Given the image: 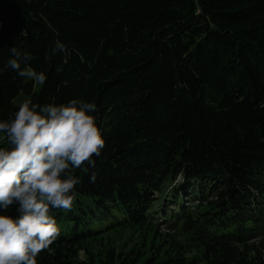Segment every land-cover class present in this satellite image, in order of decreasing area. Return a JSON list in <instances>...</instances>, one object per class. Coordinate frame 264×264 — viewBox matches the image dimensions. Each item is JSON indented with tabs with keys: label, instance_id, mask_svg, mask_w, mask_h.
I'll return each instance as SVG.
<instances>
[{
	"label": "trees",
	"instance_id": "1",
	"mask_svg": "<svg viewBox=\"0 0 264 264\" xmlns=\"http://www.w3.org/2000/svg\"><path fill=\"white\" fill-rule=\"evenodd\" d=\"M14 46L43 85L7 66ZM0 68V120L79 99L105 140L38 264H264V0H0ZM119 227L181 237L79 258Z\"/></svg>",
	"mask_w": 264,
	"mask_h": 264
},
{
	"label": "clouds",
	"instance_id": "2",
	"mask_svg": "<svg viewBox=\"0 0 264 264\" xmlns=\"http://www.w3.org/2000/svg\"><path fill=\"white\" fill-rule=\"evenodd\" d=\"M57 51L66 53L59 40L52 49ZM9 53L7 66L20 77L46 82L44 72L29 66V52L14 46ZM97 112L96 104L79 99L41 105L28 98L0 120L8 144L0 147V264H38L37 256L59 238L60 226L50 212L72 210L81 183L75 170L87 174L105 148ZM95 180L93 172L90 182ZM13 207L16 217L8 214Z\"/></svg>",
	"mask_w": 264,
	"mask_h": 264
},
{
	"label": "rangeland",
	"instance_id": "3",
	"mask_svg": "<svg viewBox=\"0 0 264 264\" xmlns=\"http://www.w3.org/2000/svg\"><path fill=\"white\" fill-rule=\"evenodd\" d=\"M21 99V96H20ZM17 103V101H16ZM154 229L147 227H119L106 231L96 237L94 240L85 243L86 252H80L79 258L83 260L88 256L98 259L106 253L112 251L115 254H125L129 251H137L147 255L151 250L153 252H163L167 247L165 242L169 239H180L179 232H168L164 228H159L158 236L154 237ZM165 235H167L165 237ZM164 236V239L162 238ZM166 239V240H165ZM264 243V238H263ZM199 253L192 251L186 254V257H198Z\"/></svg>",
	"mask_w": 264,
	"mask_h": 264
}]
</instances>
